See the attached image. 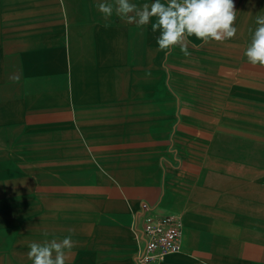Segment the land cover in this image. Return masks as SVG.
<instances>
[{
  "label": "crops",
  "instance_id": "1",
  "mask_svg": "<svg viewBox=\"0 0 264 264\" xmlns=\"http://www.w3.org/2000/svg\"><path fill=\"white\" fill-rule=\"evenodd\" d=\"M100 2L0 0V264L66 236V264H137L143 202L182 219L161 264H264V0L188 55Z\"/></svg>",
  "mask_w": 264,
  "mask_h": 264
},
{
  "label": "clouds",
  "instance_id": "2",
  "mask_svg": "<svg viewBox=\"0 0 264 264\" xmlns=\"http://www.w3.org/2000/svg\"><path fill=\"white\" fill-rule=\"evenodd\" d=\"M97 8L105 21L115 14L140 26L151 23L152 31H159V50L167 54L179 47L188 55L189 38L193 36L204 43H222L237 33L234 0H153L142 5L132 0H104ZM255 23L257 27L244 54L250 64L264 67V15H258ZM73 246L71 236L59 241L32 242L27 256L32 264H66V250Z\"/></svg>",
  "mask_w": 264,
  "mask_h": 264
},
{
  "label": "built area",
  "instance_id": "3",
  "mask_svg": "<svg viewBox=\"0 0 264 264\" xmlns=\"http://www.w3.org/2000/svg\"><path fill=\"white\" fill-rule=\"evenodd\" d=\"M138 249L137 264H161L165 256L182 246V219L173 213H159L143 202L135 215Z\"/></svg>",
  "mask_w": 264,
  "mask_h": 264
},
{
  "label": "rangeland",
  "instance_id": "4",
  "mask_svg": "<svg viewBox=\"0 0 264 264\" xmlns=\"http://www.w3.org/2000/svg\"><path fill=\"white\" fill-rule=\"evenodd\" d=\"M4 228V227H3ZM2 229V228H1ZM1 231V230H0ZM2 236H4V235H2Z\"/></svg>",
  "mask_w": 264,
  "mask_h": 264
}]
</instances>
